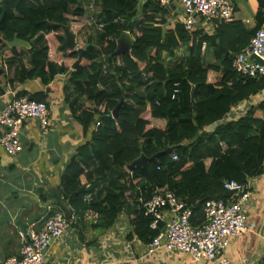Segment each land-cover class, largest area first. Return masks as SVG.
<instances>
[{
  "label": "trees",
  "instance_id": "trees-1",
  "mask_svg": "<svg viewBox=\"0 0 264 264\" xmlns=\"http://www.w3.org/2000/svg\"><path fill=\"white\" fill-rule=\"evenodd\" d=\"M95 1L100 28L87 39L89 45L65 88V100L90 138L65 167L60 192L76 213L74 226L94 213L95 228L106 229L124 211L133 233L149 243L158 231L150 228L141 201L158 190L172 191L192 208L190 222L199 225L205 220V201L229 196L225 182L245 183L263 171L264 101L239 119H224L232 107L264 89V76L245 77L232 68L236 54L264 26V0H259L253 29L232 19L216 22L213 35L188 33L180 24L163 30L170 10L157 0ZM85 13V0H0V49L15 35L29 45L24 50L28 61L15 47L2 55L13 68L9 82L39 78L48 85L64 73V66L50 60L46 35L63 32V25ZM122 33L133 35L131 54L114 56ZM56 38L61 44L63 38ZM203 43L209 45L213 61L204 58ZM180 45L187 46V54L173 62ZM62 51L77 58L75 50ZM28 98L45 101L40 95ZM97 120L99 125L90 131ZM167 148L173 149L127 169L141 154L149 158Z\"/></svg>",
  "mask_w": 264,
  "mask_h": 264
},
{
  "label": "crops",
  "instance_id": "crops-1",
  "mask_svg": "<svg viewBox=\"0 0 264 264\" xmlns=\"http://www.w3.org/2000/svg\"><path fill=\"white\" fill-rule=\"evenodd\" d=\"M233 4V20L253 29L256 25L259 0H233ZM172 6L175 8L174 12L170 11L166 22L162 24L163 30H173L176 24H180L178 0H173ZM85 9L84 17L70 23V29L76 35L77 47L84 46H79V42L87 44V39L94 38L100 28L95 21L98 11L96 1L85 0ZM215 27L214 23L202 21L196 24L193 32L213 35ZM56 34L64 39V32ZM56 34L52 32L46 35L49 57L58 66H64L66 69L64 73L57 74L48 85L43 84L39 78L10 83L13 68L6 65L2 55H7L9 48L13 47L7 44L0 49V69L3 70L0 75V110L19 94L22 97L40 95L48 105L49 119L46 134L41 133L36 119L29 118L24 122L20 130L23 148L17 155H8L0 149V264H3L6 258L19 254L23 236L31 228L39 229L43 218L29 225L25 234L16 226L18 220L28 222L44 210H47V214L50 211L64 214L57 204L56 197L57 194L61 195L62 173L77 153L78 147L90 138V133H84L81 121L75 117L65 100V88L76 59L64 55V49L58 43ZM130 38L132 40L133 37L130 35ZM181 47L184 48L181 55L183 57L187 54V46L180 45L179 48ZM15 48L21 52L24 60L28 61L29 55L24 51L28 48ZM201 51L205 59L211 60L208 44L203 43ZM262 101L264 89L232 107L227 113L229 118L226 119H239L250 107ZM84 104L88 107V102ZM80 110H77L76 114ZM232 112L235 113L234 116ZM90 128V131H93L95 126ZM209 161L207 160V163ZM248 183L251 192L246 212L248 229L237 237H230L227 247L220 254L233 264H238L242 258L256 264H261L264 260V162L262 173L249 177ZM95 220L94 213H87L83 221L77 222L76 226L72 224L60 238L53 240L46 250L44 264H191V256L186 253L165 249L147 253V243L142 242L133 233L124 211H121L115 222L106 229L95 228ZM194 264H218V258L212 261L201 259Z\"/></svg>",
  "mask_w": 264,
  "mask_h": 264
},
{
  "label": "built area",
  "instance_id": "built-area-1",
  "mask_svg": "<svg viewBox=\"0 0 264 264\" xmlns=\"http://www.w3.org/2000/svg\"><path fill=\"white\" fill-rule=\"evenodd\" d=\"M161 6L171 7L173 0H157ZM180 4L179 22L191 33L199 22L214 23L233 19V0H178ZM258 60H257V59ZM232 68L245 77L264 76V28L258 29L248 45L232 60ZM177 93V90H174ZM174 98V94L172 96ZM88 107L92 104L88 103ZM233 116L235 115L234 112ZM34 118L40 131H48V105L45 101L28 97H14L0 110V149L15 156L22 150L20 130L24 122ZM229 115L224 119L229 121ZM99 125L97 120L95 127ZM176 155L172 156L175 160ZM224 188L230 193L226 199H211L204 202L205 220L199 225L190 222L192 208L167 189L158 190L147 200L141 201L145 215L151 218L150 228L157 235L147 243V253L158 249L178 251L191 256V264L201 259L218 264H233L222 257L230 237H237L247 231L246 212L251 199L248 179L245 183L228 181ZM91 214V213H90ZM96 215V214H95ZM76 213L70 210L67 218L63 213L43 217L39 229H30L23 236L17 256H11L3 264H44L46 250L53 240L60 238L76 222ZM220 255V257H219ZM238 264H256L242 258Z\"/></svg>",
  "mask_w": 264,
  "mask_h": 264
},
{
  "label": "water",
  "instance_id": "water-1",
  "mask_svg": "<svg viewBox=\"0 0 264 264\" xmlns=\"http://www.w3.org/2000/svg\"><path fill=\"white\" fill-rule=\"evenodd\" d=\"M63 32H64V39L61 42V48L65 49V50H75L77 52V58L72 66L73 70L77 68V66L79 65V63L82 60L83 57V53L85 51V48H87V46L89 44H84L83 47H77L76 44V35L75 33L70 29V24L68 25H63L62 26ZM9 46L11 47H25V48H29V45L27 44V42L19 39L16 35L14 36L13 40L9 43ZM131 47H132V40L130 38L129 33H122L117 41H116V49L113 52L112 55L116 56V55H122V54H126V55H130L131 54ZM257 59V58H256ZM258 60V59H257ZM190 100L193 104V108L194 110L196 109V104L194 101V96H193V87H191L190 90ZM120 106V104L118 105V107ZM118 107L115 109V111L112 113L113 117H116L117 115V110ZM173 148H167L166 150L162 151V152H158L156 154H154L152 157H146L143 154H141L137 159H135L133 162H131L128 166L127 169L129 171H132L135 167H139V166H143L155 159H157L160 155L164 154V153H170L172 151ZM57 197V204L58 206L62 209V211L64 212V215L68 218L70 215V209L64 204L62 197L60 194L56 195ZM47 215V210H44V212L39 213L38 215H36L35 217H33L30 221L28 222H21L20 220H18L16 222V226L18 227V229L22 232V233H26L27 231V227L31 224L36 223L37 221L41 220L43 217H45Z\"/></svg>",
  "mask_w": 264,
  "mask_h": 264
},
{
  "label": "rangeland",
  "instance_id": "rangeland-1",
  "mask_svg": "<svg viewBox=\"0 0 264 264\" xmlns=\"http://www.w3.org/2000/svg\"><path fill=\"white\" fill-rule=\"evenodd\" d=\"M173 5L176 6L175 4H173ZM174 9H175V8H173V6L169 8V10H170V11H173V12H174ZM131 36L133 37V35H131ZM83 45H84L83 42H79V46H83ZM177 51H178V53H177V56H178V57H177V59L174 60L173 62H177L179 59L182 58L181 55H182L183 52H184V48H183V47L178 48Z\"/></svg>",
  "mask_w": 264,
  "mask_h": 264
}]
</instances>
